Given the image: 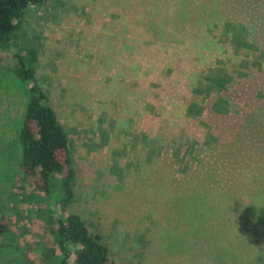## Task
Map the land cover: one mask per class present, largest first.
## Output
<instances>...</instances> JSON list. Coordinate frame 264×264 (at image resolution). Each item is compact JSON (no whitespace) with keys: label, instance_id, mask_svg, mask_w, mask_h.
Listing matches in <instances>:
<instances>
[{"label":"rangeland","instance_id":"obj_1","mask_svg":"<svg viewBox=\"0 0 264 264\" xmlns=\"http://www.w3.org/2000/svg\"><path fill=\"white\" fill-rule=\"evenodd\" d=\"M21 34L68 136L66 211L101 234L109 264H264V196L211 213V194L242 192L216 136L219 150L234 135L246 151L264 142V0H47ZM26 100L0 68V197L15 237L33 241L44 206L14 189ZM0 264L26 257L0 238Z\"/></svg>","mask_w":264,"mask_h":264},{"label":"trees","instance_id":"obj_2","mask_svg":"<svg viewBox=\"0 0 264 264\" xmlns=\"http://www.w3.org/2000/svg\"><path fill=\"white\" fill-rule=\"evenodd\" d=\"M46 1L0 0V68L13 73L27 94L23 122L17 135L21 153L14 189L25 192V185H28L33 191L27 196L39 199L44 206L37 209L43 226L37 229L40 239L21 241L15 237L10 225L12 220L9 221L6 216L11 198L0 197V238L24 254L26 264H109L108 247L101 234L90 232L79 215L66 211L74 198L75 176L69 157L68 136L47 93L39 85L36 76L37 52L21 34L27 10ZM253 135L264 139L259 133ZM217 138L218 135L213 145L214 152L224 156V159L231 156L234 160L232 165L238 167L234 168L239 172L236 183H230L229 189L236 187L242 191L240 196L235 197L229 192L230 196L227 195L225 201L221 199L225 192L211 194V213L220 217L223 211L237 212L238 207L247 209L248 197H253L247 195L258 193L264 196V142L257 140L258 146L257 142L252 143L257 148H246V151L243 143L238 146L234 135V140L228 145H221L222 150H219ZM240 159L242 162L239 164ZM211 175V185L220 184L222 187L224 178L212 171ZM247 180L250 181L248 185ZM223 202L229 204L223 206Z\"/></svg>","mask_w":264,"mask_h":264}]
</instances>
